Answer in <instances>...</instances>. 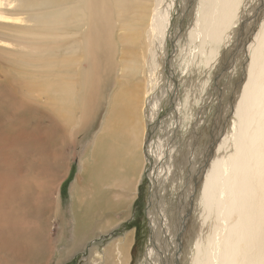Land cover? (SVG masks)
<instances>
[{
	"label": "bare ground",
	"instance_id": "bare-ground-1",
	"mask_svg": "<svg viewBox=\"0 0 264 264\" xmlns=\"http://www.w3.org/2000/svg\"><path fill=\"white\" fill-rule=\"evenodd\" d=\"M220 50L230 70L241 59L231 88L210 74ZM214 89L202 151L196 128L188 156L183 142L175 153L180 111ZM88 134L69 188L70 253L121 227L146 172L145 264H264V0H0V264L49 261L65 231L55 211L69 149ZM177 162L186 181L174 180ZM174 182L191 207L180 202L170 221L161 195ZM131 239L94 246L90 259L129 264Z\"/></svg>",
	"mask_w": 264,
	"mask_h": 264
},
{
	"label": "rangeland",
	"instance_id": "rangeland-1",
	"mask_svg": "<svg viewBox=\"0 0 264 264\" xmlns=\"http://www.w3.org/2000/svg\"><path fill=\"white\" fill-rule=\"evenodd\" d=\"M204 53H208L206 51H203ZM223 55L225 56L224 59ZM199 61V56H196ZM206 56H203L202 60L205 61ZM218 64L220 63V66H217L216 69L211 72L210 74H213L215 76V79L217 82H221L222 85L224 82H228L230 84V88L233 86L237 74H238V68L240 66L241 70V59L239 60V65L237 62L235 63V66L232 70H230V62L228 54L225 52V50H220L218 54ZM203 65V63H202ZM202 65L199 68H195L191 71L189 75V80L192 83H198L202 76H200L202 71ZM176 76L178 78L179 74L176 73ZM185 81V79H184ZM213 84H209L208 90L210 87H212ZM184 85V84H182ZM217 86V85H215ZM218 87H221V85H218ZM180 89V96L183 98L184 96V87L179 85ZM217 90H211L209 92H205L202 94L197 95V100L195 103L192 104L191 107H189L186 110H181L179 118L182 119V125L181 129L179 131V137H177L176 146L174 143V151L177 152V148L181 145L183 142L184 145L181 146L182 154L184 157L188 156V150H187V143L188 141L194 136L195 129L197 128V131L199 133L198 141L195 144H198L197 147H195L193 150V153L196 151H202V137L205 133L209 131L213 127L212 120L215 117L216 114V95ZM199 119L201 123H203L201 126H199L196 122V120ZM167 124H171V121L167 122ZM95 127L92 129L94 130ZM173 131V129H171ZM178 130V128H177ZM176 130V132H177ZM80 136V135H79ZM165 136L160 134V138L164 139ZM81 139V138H80ZM79 138L76 141V147L69 149V153L72 151V160L70 163V175L69 179L61 186L57 191V194L60 198L58 201V210L55 211V215L59 218H66L67 222L65 224V231L64 234H62V240L60 238V241L58 244H54L51 249L52 254L50 256L49 261L46 264H85L84 261H87L91 264H97L93 263L94 258L90 259L92 257L91 252L93 250L94 246H100L99 248L102 249V246H105L109 240L116 239L117 237L122 236L124 233H131L133 239H131V251L130 256L131 259L129 264H145V259L143 258L145 250L147 248V245L149 244V222H148V216L147 211L150 209L153 205H149V198H150V192H153L152 189H150V192H148L149 185L147 181V174L144 173V178L141 179L138 188L136 189V198L133 201L131 205V209L129 212V218L121 224V227L118 228L117 231H113V234L106 238V239H100L101 236H99L97 239L91 240L87 243L86 247L82 251L77 252H69V248L72 246V234H73V217L71 214V194H70V186L71 182L74 178V176L78 174L79 172V161L81 160L82 153L86 149L87 145L91 141V136L88 134L86 137H84L82 140ZM144 145V143H143ZM76 148V149H75ZM184 148V149H182ZM74 149V150H73ZM184 150V151H183ZM145 157V156H144ZM198 160V159H197ZM147 161L145 158L144 166L147 168ZM149 167V166H148ZM181 167V172L179 168ZM174 173V180L180 175L181 173V180L186 181L189 178V168L188 166L186 168L182 167V164L177 162L175 164V169L173 170ZM179 188L178 183H170L164 187L163 192L166 190L165 194L161 195L162 202L165 206V212L167 215V218L171 221L173 219L174 213L176 211V207L179 206V203L181 202L182 205L188 204L186 197H179V192L177 191ZM198 189L197 186L194 190L193 197H198ZM152 199V197H151ZM186 206V207H187ZM191 207V206H190ZM179 211V210H178ZM186 211V208L184 210V213ZM61 218V219H62ZM113 219H119L121 218L120 213L117 215L112 216ZM194 219V211L193 209L190 210V215L187 217V219L183 222L182 226V233H183V243L182 248H188L189 241L193 238V227L191 224H193ZM133 231V233H132ZM54 237L55 234H54ZM101 244V245H100ZM56 245V246H55ZM55 249V250H54ZM54 250V251H53ZM181 254V251H180ZM85 259V260H84ZM182 263V256L180 257L179 264Z\"/></svg>",
	"mask_w": 264,
	"mask_h": 264
},
{
	"label": "crops",
	"instance_id": "crops-1",
	"mask_svg": "<svg viewBox=\"0 0 264 264\" xmlns=\"http://www.w3.org/2000/svg\"><path fill=\"white\" fill-rule=\"evenodd\" d=\"M70 172H71V170H70ZM76 178V175L74 176V178H73V180ZM73 182V181H72ZM64 220H65V223L67 222V220H66V218H64Z\"/></svg>",
	"mask_w": 264,
	"mask_h": 264
},
{
	"label": "flooded vegetation",
	"instance_id": "flooded-vegetation-1",
	"mask_svg": "<svg viewBox=\"0 0 264 264\" xmlns=\"http://www.w3.org/2000/svg\"><path fill=\"white\" fill-rule=\"evenodd\" d=\"M148 166V165H147Z\"/></svg>",
	"mask_w": 264,
	"mask_h": 264
}]
</instances>
